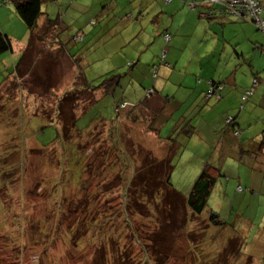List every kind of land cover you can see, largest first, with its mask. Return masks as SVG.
Instances as JSON below:
<instances>
[{
  "label": "rangeland",
  "instance_id": "obj_1",
  "mask_svg": "<svg viewBox=\"0 0 264 264\" xmlns=\"http://www.w3.org/2000/svg\"><path fill=\"white\" fill-rule=\"evenodd\" d=\"M6 8L15 13L13 5H6ZM17 22L9 31L15 39L26 38L28 41L27 25L22 20ZM92 23L91 19L86 22L94 31L99 23L96 22V26ZM196 33L200 34V30L188 34L186 43ZM78 34L80 41L74 39ZM84 34L83 30H76L70 37L63 34V43L75 63L72 62L76 68L74 72L82 71L92 87H99L105 80L103 75L112 68L106 59V48L111 42L108 44L98 36L83 37ZM49 40L50 34L43 32L41 41L33 40L32 45L36 48L28 47L26 57L25 52L17 51L16 47L0 55V264H165L168 262L165 254L172 252V264H219L224 249L229 252L225 264H264V204L259 207L250 203L245 210L239 209L237 202L244 195L241 193L244 189L240 187L228 188L233 206L231 200L225 202L216 189L207 210L200 217L188 213L190 225L187 234L177 238L173 246H165L172 240L171 233L162 240L163 246L147 243L153 237V224L148 219L124 221L120 210L122 193L112 185L116 173L110 174L112 167L108 166V175L103 179L101 174L91 173L89 166L97 154L103 159L107 156V124L122 135L128 129L123 122L120 126L116 124L114 106L127 101L124 90L129 81L139 82L131 75L128 65L132 61L137 63L138 58L115 60L121 66L123 76L127 75L125 87L119 89L116 96L98 99L91 105L88 102L84 109L75 110V129L79 132L75 130L72 139L66 140L54 109L61 89L67 90L65 84L71 78V72L66 68L69 63L63 53H52L47 49ZM117 45L113 43L110 46ZM168 45L164 41L160 52L155 54L156 58L153 57L155 69L164 66L163 54L168 51ZM138 46L136 43L131 46L125 44L121 56L128 55L130 48ZM149 48L142 57L152 56ZM18 66L20 76H23L19 79L20 84L14 82ZM136 70L143 75L140 65ZM131 106L128 104L124 111L128 112ZM64 108L66 117L70 101ZM102 119H107L108 123L100 127L97 123ZM92 123L97 126L87 133ZM127 132L131 135L130 129ZM205 138L207 142L202 143L209 144L211 134L208 132ZM125 147L133 150L129 142ZM156 148L155 153L148 151L157 159L163 157L157 154L159 147ZM133 156L125 161L129 167L122 166L128 174L134 169L131 166ZM190 157L194 156L184 154L180 163L178 153L173 164L172 184L183 195L190 192L197 179H191L195 172L186 171L184 160ZM111 160L112 157L107 158L106 164L109 165ZM115 161L118 162L117 159ZM100 164L98 160L92 167ZM82 177L86 189L79 187ZM105 191L109 192L104 196L102 193ZM89 206L96 207L92 209L97 211L96 217L94 212H88L91 211ZM107 210L110 212L106 213ZM211 210L219 219L212 218ZM102 213L106 214L99 218ZM162 215L160 212L158 216ZM217 220L225 224H216ZM90 222L97 224V230L89 227ZM167 230L163 229L161 235L165 236Z\"/></svg>",
  "mask_w": 264,
  "mask_h": 264
},
{
  "label": "crops",
  "instance_id": "obj_2",
  "mask_svg": "<svg viewBox=\"0 0 264 264\" xmlns=\"http://www.w3.org/2000/svg\"><path fill=\"white\" fill-rule=\"evenodd\" d=\"M202 1L50 0L42 6L38 25L43 27L48 18L61 19L68 35L83 30V37L98 36L111 42L106 59L112 68L103 75L105 78L123 72L115 60L138 58L130 71L139 82L132 79L126 85L127 75L122 76L113 94L116 96L126 85V102L138 105L129 115L124 113L123 124L131 132L128 136L154 153L158 146L157 154L163 156L159 158L168 153L167 140L176 137L179 162L186 153L194 156L184 160L186 171L195 172L191 179L198 178L209 164L222 175L214 191L219 189L225 202L229 199L233 206L228 188L240 187L244 195L237 202L239 209L245 210L250 203L260 207L264 204V32L250 20L222 11L221 4L206 6ZM256 1L264 5V0ZM7 3L0 0V31L11 38L13 49L25 52L29 39L17 40L9 31L20 19L6 8ZM261 17L264 19V11ZM90 19L93 26L99 23L94 31L86 24ZM80 22L83 24L76 26ZM199 30L200 34L192 35L186 43L188 34ZM166 35L171 37L169 42ZM164 41L169 44L164 66L155 69V54ZM113 43L119 45L111 47ZM133 43L139 44L138 48H130L122 57L125 44ZM149 46L152 56L142 57ZM65 54L70 59L67 50ZM139 65L144 70L142 76L136 70ZM74 68L71 61L66 89L74 83ZM256 79L258 84L253 88ZM210 82L222 84L223 90L208 99ZM150 89L155 90V95L148 99ZM249 89L253 94L243 102ZM228 118L233 119L232 127L226 124ZM208 132L211 142L202 143L207 142Z\"/></svg>",
  "mask_w": 264,
  "mask_h": 264
},
{
  "label": "trees",
  "instance_id": "obj_3",
  "mask_svg": "<svg viewBox=\"0 0 264 264\" xmlns=\"http://www.w3.org/2000/svg\"><path fill=\"white\" fill-rule=\"evenodd\" d=\"M47 1L50 0H7L8 2L7 5L10 6L13 5L16 15L19 17L20 20H22L27 25L28 31L30 33L28 47L36 48L34 44L32 45V43L35 42L33 40H37V42L41 41L43 32H45V34L47 35L50 34L51 40H49V43L46 44L47 49H50L52 53L55 51H58L59 53H63L66 59L68 60L67 62L69 63V66L66 68L69 70V68H71V61L73 63L74 61L68 59L66 55L67 53L65 54L66 47L64 46L63 43V39H64L63 34L65 35L67 33L66 26L63 25L61 19L59 20V19H50V18L47 19L46 24L43 27H40L38 25V21L43 15L42 6ZM201 4L206 5L204 4V0L201 2ZM210 5L211 4H208L206 6H210ZM215 5L216 4H212V6ZM221 6L222 7L220 8L222 11L224 10L227 12L230 11L227 9V7L224 4H221ZM78 38H80L78 35L74 37L76 41H80ZM29 48H27V50H29ZM12 50H13V44L11 38L0 31V55L7 51H12ZM27 50L25 51V57L27 55ZM165 55L166 53L163 54V59L165 58ZM23 58H24V54L22 56V59ZM128 65L129 68H131L134 64L130 62ZM29 70H30V66L28 64V71ZM16 71H17V76L14 82L20 84L19 79L22 78L23 76L22 77L20 76L19 66L16 68ZM80 72L81 73L79 72L76 73L73 85L70 86L67 90L61 91V94H59L60 96L58 98L59 100H57V103H55L56 105L54 109L55 110L54 115L57 118V122L58 123L60 122L61 124L63 137L66 140L72 139L75 130L79 132V129L78 130L75 129L76 127L75 126L76 115H74L75 110L76 112H78L80 111L79 109L81 107L82 109H84L85 106L88 104V102L91 105L94 102L98 101V99L102 100L104 97L113 95L115 93V88L118 87L119 78L123 76L122 73L121 75L113 74L109 77H106L103 83L99 87H92L90 81L86 78V76L83 75V72L82 71ZM156 75H157V70L154 71V76L156 77ZM255 81H257L258 84V80L256 79ZM210 84H212V86L218 90L213 96L214 97L218 96L219 92L223 90V85L210 82L207 92L210 89L211 86ZM248 91H252L253 94V89H249ZM154 95H155L154 89H150L147 91L148 99L152 98ZM250 96H248L246 99L242 98L243 102L249 100ZM68 101H70V109H69L70 111L65 117L64 105ZM128 104L131 103L126 101H121L114 106L117 115L116 119L118 120L116 124L118 126H120V122H123L125 118L124 113L127 111H124V109H126ZM123 105H125V107H122ZM131 105L132 106L128 111L127 115H129L138 106L137 104H131ZM104 123H108V121L101 123L98 122L97 125L99 124L100 127H103ZM232 124L227 126L232 127ZM97 125L93 126L92 123V125L88 127L87 133H90L91 130L95 129ZM107 128L109 132L107 139V141H109V148H108L109 153L107 152V154L106 153L105 154L108 157L106 156L105 159H103L102 157L101 158L99 157V154H97L92 165L89 166L90 167L89 170L91 171V173L96 172V174H101L102 175L101 178L105 179V177L108 175V172L106 170L108 166H111L112 168L110 170V174L116 173L115 175L116 179L113 180L114 182L112 183V185H114L117 188V190H119L122 193L120 210L122 212V216L124 217V221L129 223L130 219H138L142 221H147L148 219V221H151V225L153 224L151 228L153 230V232H151V234L153 233V237H151L147 243L149 244L151 242L153 246H163L162 240H164V238L169 233H171L172 240L166 243L165 246H173V242H175L177 238L181 237L183 233L187 232V229L190 225L188 213L200 217L207 210V206L210 201V197L213 194L214 188L217 185L219 179L222 177L221 173L216 168L212 167L211 165L209 166V164H207L200 172L190 192L187 195H183L178 190L175 189V187L171 182V176L174 169L173 164L178 152L176 137H171L167 140L168 143L167 155L164 158L157 159L156 156L152 155L151 151H148V149H146L139 143L135 142L133 138L128 136L127 134L128 129L126 133L122 135L120 131L116 133L113 128L108 126V124H107ZM236 133L237 131H235V134ZM82 136H84V134ZM128 142L132 144L131 147V149H133L132 151L131 150L129 151V148L125 147ZM132 155L134 156L131 161L132 162L131 166L134 169L131 171L130 174H128V172H126V169L124 168L129 167V165L125 164V161H128V158H130ZM110 157H112L111 160L112 162H110V164L107 165L106 164L107 158L109 159ZM115 159H117L118 162L117 161L114 162ZM98 160L101 162V164L99 165V167L93 168L92 167L93 164L95 165L96 161ZM134 164L137 166H135ZM122 166H124L123 170H122ZM85 170H87L86 167ZM118 181L119 183H117ZM85 184L86 183L84 182L82 177V181L80 182L79 187L86 189ZM108 192L109 191L107 192L105 191L102 194L105 196ZM94 208L96 207L89 206V210L91 211L88 212L90 213L94 212L92 210ZM107 212H110V210H107L106 213ZM160 212H162L163 214L162 217L158 216ZM212 212L213 211L211 210L210 213L213 215L212 218L219 219V216L214 215ZM94 213H95L94 216L96 217L97 211ZM106 213H102L98 217L103 218V215ZM183 213L185 214L183 215ZM107 216L108 215H106L105 217ZM221 222L223 221L220 220L215 221L216 224L223 225ZM92 223L93 222H90L89 227L95 229L97 227L96 226L97 224L92 225ZM223 223L225 224V222ZM163 229L166 230L170 229L169 231L167 230L165 236L161 235ZM135 235L136 233H134V236ZM239 252L240 250H238V253ZM165 255L167 256V261H168L165 264H170V263L172 264V260L174 258V252ZM228 256H229L228 249H224L219 257V264H225L227 262ZM248 259L252 261V258H248Z\"/></svg>",
  "mask_w": 264,
  "mask_h": 264
},
{
  "label": "built area",
  "instance_id": "obj_4",
  "mask_svg": "<svg viewBox=\"0 0 264 264\" xmlns=\"http://www.w3.org/2000/svg\"><path fill=\"white\" fill-rule=\"evenodd\" d=\"M168 2L171 0H167ZM224 4L232 15L241 17L245 20H250L258 30L264 32V19L261 17L264 11V5L256 0H204V4ZM170 36H166L168 41ZM264 49V48H263ZM210 89L206 94V98H211L218 90L210 84ZM257 81H254L256 87ZM252 95V91H247L243 99ZM122 107H125L123 105ZM232 118L226 120L227 124H231Z\"/></svg>",
  "mask_w": 264,
  "mask_h": 264
},
{
  "label": "clouds",
  "instance_id": "obj_5",
  "mask_svg": "<svg viewBox=\"0 0 264 264\" xmlns=\"http://www.w3.org/2000/svg\"><path fill=\"white\" fill-rule=\"evenodd\" d=\"M227 120V119H226ZM233 123V119H232V121H231V124ZM227 124V123H226ZM231 124H227V125H231ZM236 134H238V133H236Z\"/></svg>",
  "mask_w": 264,
  "mask_h": 264
}]
</instances>
